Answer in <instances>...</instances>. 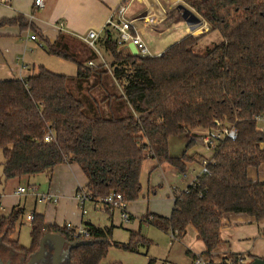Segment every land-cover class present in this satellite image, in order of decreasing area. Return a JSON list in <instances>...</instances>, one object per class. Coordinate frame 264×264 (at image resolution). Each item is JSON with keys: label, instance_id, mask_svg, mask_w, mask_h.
Returning <instances> with one entry per match:
<instances>
[{"label": "trees", "instance_id": "16d2710c", "mask_svg": "<svg viewBox=\"0 0 264 264\" xmlns=\"http://www.w3.org/2000/svg\"><path fill=\"white\" fill-rule=\"evenodd\" d=\"M181 2L204 18L209 25L206 33L189 34L161 55L144 57L120 43L118 30L106 24L97 46L111 60L99 63L94 61L101 56L83 40L75 42L62 32L50 43L25 15L1 18L0 26L31 28L49 54L77 66L74 76L42 65L27 76L0 80L3 178L50 177L57 165L76 162L88 177L79 191L92 200L121 193L129 203L141 196L140 175L147 160L180 173L194 160L187 152L172 155L170 137L197 128L233 127L236 138H220L208 157L216 162L210 164L209 172L200 173L186 189L174 191L170 216L147 213L142 217L180 238L192 225L205 244L202 254L210 257L222 243L225 214L264 219V182L248 174L250 167L264 163V131L258 126V120L264 119V0ZM214 31L222 38L207 46L205 53L196 51L208 32ZM93 78L87 88L92 100L70 88L73 81L77 83L74 91H84L85 81ZM47 128L53 132L50 142L44 141ZM24 212V207L17 206L8 215L0 213V251L22 259V264L39 250L47 233L61 234L73 245L61 264H102L113 245L139 252L141 246L151 244L140 230H131L128 242L113 241L112 227L93 223L84 225L88 237L74 235L75 228L47 223L42 213L34 212L31 244L25 246L12 237ZM52 253L49 242L45 258H52ZM248 257L256 258L231 254L226 257L229 263L213 264H246L243 260ZM154 261L151 258L149 264Z\"/></svg>", "mask_w": 264, "mask_h": 264}, {"label": "crops", "instance_id": "0c3cea01", "mask_svg": "<svg viewBox=\"0 0 264 264\" xmlns=\"http://www.w3.org/2000/svg\"><path fill=\"white\" fill-rule=\"evenodd\" d=\"M34 1L0 0V19L23 14L50 43L55 42L62 32L70 35L75 42H80L82 40L80 36L87 34L90 30L98 31L100 37L109 19L115 21L130 19L134 31L143 38L153 54L161 55L170 45L183 37L189 34L197 36L200 35L199 33H206L209 30L206 21L200 22L201 30L198 29L197 31H194L193 27L187 24V19L183 14L184 11L180 6L181 4L186 5L181 0H45L44 6L39 9L34 7ZM195 15L198 16L197 13ZM182 25L187 27L184 29L183 34H179L178 30H183L180 29ZM31 35H36L31 28L21 30L18 25L0 26V80L27 76L31 72H36L39 66L46 67V63L44 65L42 62L46 60L45 52H48L38 36L33 40ZM165 41L168 43L165 44ZM101 60L108 62L111 60V56L105 51L103 54L101 53V58L94 62L99 63ZM258 126L264 131V119L258 120ZM205 131L206 128H197L191 132L170 137V145L180 150V153H173L174 149L172 148L170 149L171 154L180 156L187 152L190 156L194 155L192 162L197 160L201 164V160L211 156L212 151L207 150L202 145L205 154H190L187 151V144L189 141H193V144L199 145L200 135ZM261 146L264 148V142ZM146 168L149 175L147 195L150 199H138L127 203L126 207L130 218L143 217L147 213L170 216L175 201L172 180L178 177L180 172L169 165L158 166L153 159L147 160ZM195 170L197 169L194 167L193 172L196 173L192 177L188 171L183 173L184 179L191 177V182H193L201 173V169L199 171ZM248 174L251 179L264 182V163L259 167H250ZM42 175H44L43 182L46 185L38 188L39 193L49 194L51 197L49 201H42L39 195L37 196L32 192L16 194L19 186L33 185L29 182L31 176L8 179L0 183L2 187L0 188V199L4 206V210L0 213L8 215L15 207L22 206L26 213L22 224L28 221L30 225L31 220L28 219V215L37 212L42 213L45 221L50 224L63 226L66 223H71L76 228L84 226L86 223L102 226L93 222L89 211L88 213L84 212L88 202L98 208L97 200L88 199L84 204L78 200L79 190L83 189L88 182V177L78 163L63 162L54 168L50 177L45 174ZM24 180H27V182L24 183ZM176 186L178 190H182V187ZM156 196L158 198L166 196L167 200L168 198L173 200V202L170 200L171 205L168 211H160L154 206V197ZM143 198L145 199V197ZM116 210L108 211L113 215ZM141 221L154 225L143 219ZM221 238V245L213 252L215 258H221L219 263H224V261L229 263V259L226 257L231 254H251L264 258V219L258 221L254 216L246 213H227L222 220ZM177 242L181 243L183 246L182 251L185 250V255L189 258V261L183 264H190L196 253H203L206 250L204 242L199 239L197 231L192 225L187 227L183 237L170 241L171 247ZM181 258H185L183 254ZM12 260H14V264H22V259H13L10 254L0 251V264H10ZM252 260L248 257L243 262L248 264ZM51 262L52 258H45L41 264H51Z\"/></svg>", "mask_w": 264, "mask_h": 264}, {"label": "rangeland", "instance_id": "374dc122", "mask_svg": "<svg viewBox=\"0 0 264 264\" xmlns=\"http://www.w3.org/2000/svg\"><path fill=\"white\" fill-rule=\"evenodd\" d=\"M199 16V15H198ZM184 24V22H182ZM187 25V24H186ZM187 26L182 25L180 29L183 30H178L179 34L184 33V29ZM201 34V33H199ZM168 35V34H166ZM165 35V36H166ZM221 35L218 31L214 32H208L207 36L203 41L198 45L196 51L199 53H205V48L209 45L212 44V42H217L221 39ZM179 39V38H178ZM170 41V40H169ZM167 41L164 43L166 44ZM168 43V42H167ZM100 50L101 49L100 47ZM32 54V53H31ZM45 58L42 63H46V67L54 72L57 73H62V74H67L69 76H74L76 75V64L73 61H70L68 59L61 58L56 55H50L45 52ZM95 81V78L91 79L90 81H85L84 85L87 86L84 91L82 89H79L77 91H74L72 89L73 85L77 84L73 81L70 83V88L71 90L79 97H86L88 100H92V92L87 91V88L93 84ZM108 82H110L109 79H107ZM111 84V83H109ZM90 91V89H89ZM174 149L173 153H180V150H178L177 147H172L170 145V149ZM176 148V149H175ZM188 153L193 154V153H199V154H205V149L202 147V144H193L190 145L188 148ZM5 159L3 151L0 149V179L4 181L5 179L3 178V172H4V166L2 161ZM147 166V161L145 162L141 175H140V181L142 183V194L139 199L141 200H148V186H149V175H148V170L146 168ZM196 168L199 171L201 168V164L199 161L195 160L194 162H189L187 165L188 168V173H190L191 177L196 173L193 172V168ZM173 168V167H172ZM187 178L184 179L183 173H180L178 177L172 180V185L173 187H177L176 185L182 187V190L191 182L192 178ZM44 180V175L38 174V175H33L30 177V183H33L39 188L40 186L46 185ZM27 180H24V183H26ZM1 183V182H0ZM0 188L1 185H0ZM32 190V189H31ZM166 190V189H165ZM32 192V191H29ZM145 194V196H143ZM145 197V199L143 197ZM163 196V193H162ZM155 199V207H157L158 210L160 211H168L169 207L171 205V198L160 197L158 196L154 197ZM98 202V208H96L92 203H87L86 205V212L92 218L93 222L105 226L108 225L109 227H112V236L111 239L113 241L125 243L130 240V230H140L141 233L149 238L151 240V244L149 248L147 249L145 246H141L139 252H131L128 250H125L123 248L117 247V246H111L109 248V251L102 261V264H113V263H122V264H149V260L154 258V263L153 264H183L187 263L189 261V258L186 257L185 255V250L184 252L182 251L183 246L181 245L180 242H177L174 244L173 247L170 245L171 239V234L170 232L164 231L154 225H150L148 223L142 222V216H136L129 221L122 222L121 217H120V211L116 210L113 215H111V212L105 208L104 204L102 202ZM173 202V200H172ZM25 212L23 216H21L19 220V226L18 229L14 234H12L13 238H18L20 240V243L25 246H30L31 244V234H30V225L28 221H25L24 224H22V220L25 216ZM88 215V216H89ZM142 222V223H141ZM20 228V229H19ZM146 252H148L146 254ZM183 252V253H182ZM183 254V257L181 258ZM210 258L214 262L220 261L221 258H215V256H210ZM223 261V260H222ZM221 261V262H222Z\"/></svg>", "mask_w": 264, "mask_h": 264}, {"label": "built area", "instance_id": "2783aa9c", "mask_svg": "<svg viewBox=\"0 0 264 264\" xmlns=\"http://www.w3.org/2000/svg\"><path fill=\"white\" fill-rule=\"evenodd\" d=\"M45 0H35L34 1V7L36 9H39L44 6ZM204 18L200 17L199 22H193L192 19L187 20V24L190 27H193L194 31H197L198 29L201 30L200 22H202ZM107 24H111L112 27H114L119 32V41L120 43L128 44L132 43L136 46L138 49V54L144 56V57H152L155 56L149 46L146 44V42L143 40V38L137 34L134 31L132 20L130 19H122L120 21H115L114 19H109ZM99 37V32L96 30H90L87 32V34L80 36V38L91 48H93L100 56L101 52L97 46V39ZM31 39L35 40V35H31ZM90 65H93L94 62L90 61ZM218 123V122H217ZM199 142L205 147L207 150L213 151L215 148V145L219 141L220 138L223 136H228L230 138H236L237 133L236 130L233 127H224V128H206V131L200 135ZM53 132L50 128H47L45 130V136L44 141L50 142L53 140ZM210 164H216L214 159H210L208 157H205L201 160V173H208ZM195 180V179H194ZM193 180V182H194ZM191 182V183H193ZM32 189V190H31ZM177 188L174 187L173 190V198L175 200L174 191ZM32 191V193L39 195L41 197L42 201H49L51 199L49 194H41L39 193V189L36 185H30V186H19L16 190V194H26L27 192ZM78 200L84 204V202L88 199H91V197L85 193V192H78L77 194ZM56 201V199H55ZM97 201L102 202L108 210L111 212L114 210H120V217L121 221H129L130 215L127 211V203L124 201V197L121 193L112 192L106 196L100 197L97 199ZM4 210V206L2 205L1 199H0V212ZM86 210H84L85 212ZM34 218L33 214L28 215V219L32 220ZM67 229H74V235L77 234H84L85 236H89L88 231L84 226H81L79 228H76L71 223L64 224ZM171 238L172 240L179 239L180 237L177 235V233L171 231ZM241 261V259H240ZM190 264H213V260L202 253H196L193 257Z\"/></svg>", "mask_w": 264, "mask_h": 264}, {"label": "water", "instance_id": "95a60500", "mask_svg": "<svg viewBox=\"0 0 264 264\" xmlns=\"http://www.w3.org/2000/svg\"><path fill=\"white\" fill-rule=\"evenodd\" d=\"M183 9L184 17L188 19H192L193 22H199L200 17L195 15V13L184 6L183 4L180 5ZM129 47L134 55H138V49L136 46L132 43L129 44ZM51 242L53 247V253H52V264H61V261L65 259L70 250L73 246L70 244V242L61 234L58 233H47L45 234L41 241H40V248L39 250L33 254L29 260L25 264H37L38 262L45 259L47 254V244ZM9 264V263H6ZM248 264H264V258L256 257Z\"/></svg>", "mask_w": 264, "mask_h": 264}]
</instances>
